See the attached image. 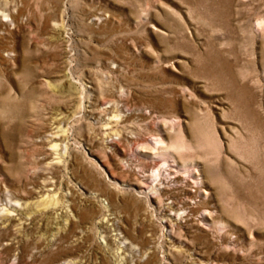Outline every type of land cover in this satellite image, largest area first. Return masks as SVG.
Returning a JSON list of instances; mask_svg holds the SVG:
<instances>
[{
    "label": "rangeland",
    "instance_id": "obj_1",
    "mask_svg": "<svg viewBox=\"0 0 264 264\" xmlns=\"http://www.w3.org/2000/svg\"><path fill=\"white\" fill-rule=\"evenodd\" d=\"M262 10L264 0H0V264H264ZM119 90L153 121H181L172 152L206 176V225L168 234L166 197L147 199L117 168L95 108ZM150 122L131 114L120 127L152 135ZM90 205L103 226L78 222Z\"/></svg>",
    "mask_w": 264,
    "mask_h": 264
},
{
    "label": "bare ground",
    "instance_id": "obj_2",
    "mask_svg": "<svg viewBox=\"0 0 264 264\" xmlns=\"http://www.w3.org/2000/svg\"><path fill=\"white\" fill-rule=\"evenodd\" d=\"M262 12H264V10H262ZM253 26L258 34H261L262 31H264V14L255 18ZM96 109L99 117H103V122H105V128H103L106 130L105 135L116 136L115 138L107 140V145L113 149L117 155L116 165L119 171L126 172L138 180V183L136 184V190L138 193H144L147 197L149 194L158 192L164 195L166 200L170 203V205L166 207L165 213L167 214V219L166 225L164 226V228L167 229L168 234H171L174 227L184 230L186 227L192 225L195 226V224L201 226L206 225L209 216L211 215V211H209L208 208L201 207L204 204L203 199H207L208 195L211 194L209 187L204 181L206 176L203 177L202 169L199 170L196 165L192 168H188L184 167L183 164H178L176 160L180 158L172 152L177 144L172 142V138L170 139V132L180 130L181 121L174 117V119L161 118L160 120L153 121L152 117L154 114L152 112L146 111L141 107H136L135 109L130 108L127 94L123 90H119L115 94H106L104 98L97 100L95 110ZM131 114H139L142 118L149 119L151 121V128L155 133L152 135L146 134L137 136L126 134L127 131L124 133L123 130H121L120 125L124 119ZM179 141L180 140H178V142ZM142 149H147L150 152L142 153ZM137 157L143 161L142 164H139L130 170H125L123 164L124 161ZM179 166L183 169H180ZM70 192L72 191L70 190ZM174 192L184 196L183 201L178 200L176 202L177 198H174ZM111 195L116 202L118 194L111 193ZM15 210H17V208ZM136 214H140L138 209L133 213V217ZM77 218L78 222L82 224L86 223L88 225H93L98 221V224L102 226L104 225V219H97V207L93 205L88 206L86 210H80ZM66 222L67 235H70L75 232L77 224L68 220ZM135 237H140V235H135ZM10 255H12V253H10ZM69 256L70 254H64L62 258H67ZM62 258H56L48 264H57ZM67 264L75 263L69 261ZM115 264L119 263L115 261ZM197 264H207V262L200 261L197 262Z\"/></svg>",
    "mask_w": 264,
    "mask_h": 264
}]
</instances>
